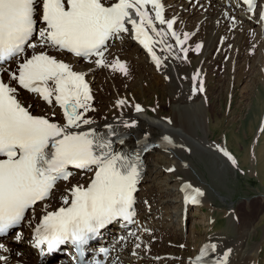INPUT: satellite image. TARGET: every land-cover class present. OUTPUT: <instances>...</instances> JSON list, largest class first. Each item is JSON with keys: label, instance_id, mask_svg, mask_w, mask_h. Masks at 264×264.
<instances>
[{"label": "snow or ice", "instance_id": "1", "mask_svg": "<svg viewBox=\"0 0 264 264\" xmlns=\"http://www.w3.org/2000/svg\"><path fill=\"white\" fill-rule=\"evenodd\" d=\"M244 3L252 12L253 0ZM149 5L154 15L147 10ZM260 21L264 22V11ZM157 23L166 24V30L158 29ZM174 23L164 18L160 0H0V237L27 219L29 210L34 213L39 203L51 199L58 182L69 181L73 175L70 167L91 176L86 183L66 187L67 194L55 210L49 211L44 203L32 234V246L40 248L41 255L44 247L51 254L70 244L83 256L89 242L106 226L118 219L133 222L134 193L143 171L139 156L114 148V143L123 145L125 138L112 125L104 132L90 127L94 121L86 113L95 109L87 73L74 70L56 54L69 53L97 68L127 74L126 65L119 60L108 62L105 52L108 41L129 32L130 24L134 38L159 69L163 60L154 44L167 53L163 59L178 58L166 43L169 33L187 57L183 45L189 34L181 39L173 30ZM199 90L204 91L203 81ZM24 93L46 102L53 109L51 115L34 114ZM126 103L118 100L116 106ZM56 107L62 112L59 120ZM135 110L143 111L139 104ZM135 125V121H124L125 128ZM162 140L172 145L168 136ZM190 188L185 184L182 190ZM192 191L191 202L198 203L204 193ZM15 239L20 242L22 233H15ZM2 252L9 249L0 243ZM216 252V244H205L190 264H230L231 249L219 259H206ZM0 261L7 264L8 256L0 254Z\"/></svg>", "mask_w": 264, "mask_h": 264}, {"label": "bare ground", "instance_id": "2", "mask_svg": "<svg viewBox=\"0 0 264 264\" xmlns=\"http://www.w3.org/2000/svg\"><path fill=\"white\" fill-rule=\"evenodd\" d=\"M160 1L165 8L164 18L175 21L173 30L181 39H183L184 33L189 34L188 41L183 45L184 48L188 49L186 59L183 58L184 53L176 45V41L171 38L169 33L168 37H166V43L172 45V52L178 58L174 59L172 56H168L167 59H163L167 53L161 52V46L154 44L156 55L163 60L160 68L157 69L147 50H142L139 45L131 41L133 34L131 31L112 39L110 46L105 52V59L108 62L119 60L124 63L128 70L127 74L113 71L110 68H97L95 64H89L84 60L78 61L71 57L63 56V54H56L59 58L65 60L66 63L72 64L74 70L87 73L86 80L90 84L92 95L91 105L95 109L86 113V116L94 121L90 127L102 132L107 125H112L123 130L128 135L123 145L115 143L114 148L117 150L123 148L132 149L138 141L145 138L161 142L162 144L161 148H155L144 156L146 166L137 186L140 195L136 194L137 211L133 222H130L132 223V228L125 230L124 226L126 224L114 221L92 239L91 246L86 248L83 256H78L74 252L69 256L63 249L49 254L45 247L43 249L44 254L41 255V249L33 250L31 232L36 219L43 214L41 209L44 204H41L36 206L34 213L31 211L27 215L22 227L16 230L15 233H22L20 242L16 241L15 233L9 239H3L0 242L9 249V252L0 253L8 256L7 264H51L49 263L51 260L45 257L52 255V257H56L59 260L56 264H77L78 260L85 263L86 260L90 261L96 257V252L93 250L94 246H98V248L106 247L109 250L110 257L104 264H188L187 258H182L181 256L175 258L170 255L171 257L167 256L165 258L163 256L162 259L160 258L161 255L170 253L168 252L170 248L167 249L164 246V241L180 240L184 244L182 242L183 230L185 229L184 211L187 214L190 208L188 205L182 212V197L191 188L187 191L182 189L185 184L191 185V187L198 184L196 178L192 175L190 164L180 151L179 145H188L196 151H202V148H206V152L208 151L209 154H202V152L200 154L204 158V162L210 167L214 166L217 171H221L218 169L219 166H223V169L228 167V165L230 166L232 160L238 163L242 171L247 168L249 160L247 156L244 158V155L248 152L250 140L249 143L241 144L244 152L239 157V160H236V157L232 160L224 157L223 151H221V149L226 151L224 147L217 146L215 148L213 142H211L210 131L220 130L223 127L222 124L225 117L222 116L219 120L213 118L215 103L209 100V95L206 93L207 91L209 92L208 88L210 87L209 71L214 69V66H222L219 61L229 55L228 45L230 43L234 44L235 51L233 50L232 62L229 64L231 67L225 66V78L227 77L226 79L229 81L232 78L236 84L240 79L239 76L243 74L241 73L243 72L242 70L246 66L250 68L252 59L257 55L260 57L259 66L262 70L256 74V77L254 76L255 82L263 76L264 22L260 21V14L264 11V0H255V3L259 5V9L253 13L241 6L238 0ZM147 10L154 15L150 5ZM156 27L166 30V24L159 25L157 23ZM197 45L200 46L198 51L196 50ZM243 61L244 63H241ZM196 73H199V75L193 81V76ZM147 80H152V83L149 84L150 87L154 84L161 86L160 91L154 89L151 92V99L163 98V105L168 108V113L165 115L162 113L163 108L157 106L156 103L149 107L147 102L142 104L138 101V93L145 95L147 92L145 87L148 85L142 86ZM201 81H203V89L207 88L205 94H202L199 90ZM139 86L143 88L140 92L137 90ZM194 88L196 89L195 92L193 91ZM111 95H113V98H110ZM220 95L221 92L218 94L219 99ZM24 97L32 105L34 114L44 115L47 113L51 115L53 109L39 97L30 93H24ZM118 100H125L127 103L117 107L116 102ZM137 104L143 109L142 112H136L135 105ZM236 111L240 110L236 109ZM55 112V119H61V110L56 107ZM234 120L229 122L231 129L229 139L232 136L234 137L232 133ZM124 121L129 123L135 121L136 125L135 127L125 128ZM169 121L171 122L169 123ZM200 126H203V129L200 130ZM249 135L251 137V130ZM164 136H168L172 140V145H167L163 142L162 138ZM254 140L259 142L260 148H257L256 153L260 154L264 139L258 138L257 135ZM237 142L239 143L238 140ZM257 158L258 160L260 159L258 155ZM168 169H174L171 173L177 177V184L170 186L167 183V179L170 178L167 175ZM90 176L91 173H76L67 183L58 185L51 200L47 202L48 210H55L61 205V196L67 194L65 192L66 187L70 188L78 182L86 183ZM147 182H150L151 186ZM193 188L195 189V187ZM202 192L204 195L198 197V203H191L193 206L202 207L208 204L209 200L207 197L210 194L207 191ZM159 197L166 200L171 198L178 200L176 202L177 214L175 215L174 213L172 217L178 219L179 234L176 232V225L171 228L168 227L167 223L171 221V214L167 212L168 207H157L156 204L151 205V202L159 199ZM150 214H152V217ZM153 218L158 220L155 226L150 223ZM30 220L32 221L31 225H29ZM130 232L135 235L129 236ZM151 240H155L156 243H151ZM204 242L205 244H216L215 241L202 239L191 257L197 255ZM137 243L140 244L139 248L136 247ZM185 245H187L186 242ZM217 246L215 254L209 253V260L222 257L224 248L220 247L219 242ZM133 252H135V255H133ZM258 252L253 249L243 254L242 257L235 259L230 258L231 255H229V262L230 264H255L258 260ZM17 253L21 254L20 257H18ZM180 254H183V252H180ZM0 264H5V262L0 261Z\"/></svg>", "mask_w": 264, "mask_h": 264}, {"label": "rangeland", "instance_id": "3", "mask_svg": "<svg viewBox=\"0 0 264 264\" xmlns=\"http://www.w3.org/2000/svg\"><path fill=\"white\" fill-rule=\"evenodd\" d=\"M228 46L229 55L219 61L222 66H214V69L209 71V92L207 91L206 93V88L201 93L209 95V100L215 103L213 118L219 120L222 116L225 117L222 124L223 127L220 130L210 131L209 133L214 147H224L232 159L236 157V160H239V157L244 152L241 144L249 143L250 140L248 152L244 155V158L247 156L249 164L242 171L236 161L235 164L230 162V166L228 165L225 169H223V166H219L218 169L221 171H217L214 166L210 167L205 163L204 158L200 154L201 152L202 154H209L208 151L206 152V148L199 146L202 151H196L188 145H179L183 157L187 159L191 166L192 175L197 180L198 184L193 185V187L200 188L199 190L201 191H207L210 195H208L209 198L207 197L209 201L207 205H204L205 207L194 205L195 207L189 209L184 217L185 229L183 230L182 241L184 244L180 240L164 241L165 243L163 244L167 249L170 248L168 249L170 253L161 255V259L163 256L165 258L170 255L175 258L181 256L182 258H187L188 262V258L194 254L201 240L206 239V241H215L216 245L219 242L220 247L224 248L223 252L231 249L230 258L234 259L242 257L243 254L255 249L259 251L258 260L255 264H264V141H262V151L258 154L256 151L258 150L257 148H260L259 142L254 140L257 135L258 138L264 139V73L260 80L255 82L256 74L262 70L259 66L260 57L257 55L252 59V66L250 65V68L246 66L242 70L243 72L241 73H246L242 74V77L239 76L240 79L236 84L232 78L230 81L226 79L227 77L225 78L224 76L226 73L225 66L231 67L229 64L232 62V53L235 51L233 43ZM241 63H244V61ZM151 83L152 80H147L146 83L142 84L143 87L146 84L148 85L145 87L147 92L145 95L138 93L137 99L142 104L147 102L149 107L156 103L157 106L163 108L162 113L165 115L168 113V108L163 105V98L151 99V92L154 89L160 91L161 86L154 84L150 87L149 84ZM142 86L136 89L140 92L143 89ZM217 92L218 94L221 92L220 99ZM111 97L113 98V95ZM236 109L240 111H236ZM233 119H235L232 127L234 137L232 136L229 139L231 130L229 122L230 120L233 121ZM199 129H203V126H200ZM249 129L251 130V137H249ZM226 137H228L227 140ZM257 155L260 157L259 160ZM167 175L170 177L167 179V183L170 186L177 184L178 181L175 174L168 171ZM147 184L151 186L150 182H147ZM138 194L140 195V192ZM177 201L175 198L166 200L159 197V199L152 201L151 205L156 204L157 207H168L167 212L171 214V221L167 223L168 227L171 228L176 225V232L179 234L178 219L172 217L174 213L175 215L177 214ZM150 215L152 217V214ZM157 222L158 220L154 218L150 221L152 226H155ZM185 242L187 245H185ZM151 243L155 244L156 241L151 240ZM180 252H183V254H180ZM20 255L19 253L18 257ZM49 263L56 264L57 260L51 259Z\"/></svg>", "mask_w": 264, "mask_h": 264}]
</instances>
